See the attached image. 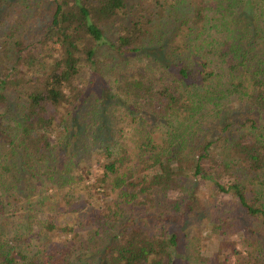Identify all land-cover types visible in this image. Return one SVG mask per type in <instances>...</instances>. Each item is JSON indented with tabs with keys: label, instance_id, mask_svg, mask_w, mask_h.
Instances as JSON below:
<instances>
[{
	"label": "trees",
	"instance_id": "1",
	"mask_svg": "<svg viewBox=\"0 0 264 264\" xmlns=\"http://www.w3.org/2000/svg\"><path fill=\"white\" fill-rule=\"evenodd\" d=\"M237 234L264 264V0H0V264H228Z\"/></svg>",
	"mask_w": 264,
	"mask_h": 264
},
{
	"label": "rangeland",
	"instance_id": "2",
	"mask_svg": "<svg viewBox=\"0 0 264 264\" xmlns=\"http://www.w3.org/2000/svg\"><path fill=\"white\" fill-rule=\"evenodd\" d=\"M113 31H115V27H113V29L111 28V30H110L111 35H112ZM224 199L230 200V198H228V196H224ZM196 226H198V224H196ZM204 235H207V234H204ZM237 235H239L237 238L236 237H228L226 239V243L230 244V246H227V248L222 250V253L225 254L224 257L228 258V264H236V262L238 260V252L242 251V247L238 243L241 240V237H240V234H237ZM221 240L222 239L211 235V237L207 240V243H206V253L207 254H209V253L215 254L217 251V246L219 244V241H221ZM235 242H237V243H235Z\"/></svg>",
	"mask_w": 264,
	"mask_h": 264
}]
</instances>
